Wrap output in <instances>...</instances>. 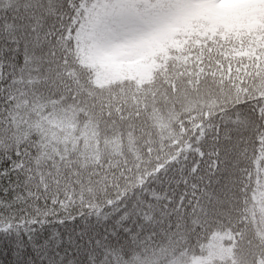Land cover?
<instances>
[{
  "label": "snow or ice",
  "instance_id": "snow-or-ice-1",
  "mask_svg": "<svg viewBox=\"0 0 264 264\" xmlns=\"http://www.w3.org/2000/svg\"><path fill=\"white\" fill-rule=\"evenodd\" d=\"M0 264H264V0H0Z\"/></svg>",
  "mask_w": 264,
  "mask_h": 264
}]
</instances>
